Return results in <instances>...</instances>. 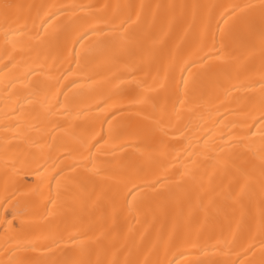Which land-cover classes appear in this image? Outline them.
<instances>
[{
    "label": "bare ground",
    "instance_id": "1",
    "mask_svg": "<svg viewBox=\"0 0 264 264\" xmlns=\"http://www.w3.org/2000/svg\"><path fill=\"white\" fill-rule=\"evenodd\" d=\"M0 264H264V0H0Z\"/></svg>",
    "mask_w": 264,
    "mask_h": 264
}]
</instances>
